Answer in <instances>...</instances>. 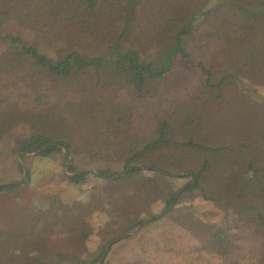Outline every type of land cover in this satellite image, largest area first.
Wrapping results in <instances>:
<instances>
[{
	"label": "trees",
	"instance_id": "1",
	"mask_svg": "<svg viewBox=\"0 0 264 264\" xmlns=\"http://www.w3.org/2000/svg\"><path fill=\"white\" fill-rule=\"evenodd\" d=\"M7 23L35 36L4 37L0 142L21 127L20 152L63 147L106 178L120 167L142 175L104 181L94 208L73 209V227L62 208L56 220L72 228L62 238L88 237L82 224L96 209L121 219L136 202H176L168 180L182 174L194 177L185 191L224 211L218 222L165 212L200 242L186 263L264 264V0H0V30ZM119 227L91 257L53 247L63 239L43 229L10 235L12 253L1 254L8 264H105L127 237Z\"/></svg>",
	"mask_w": 264,
	"mask_h": 264
},
{
	"label": "rangeland",
	"instance_id": "2",
	"mask_svg": "<svg viewBox=\"0 0 264 264\" xmlns=\"http://www.w3.org/2000/svg\"><path fill=\"white\" fill-rule=\"evenodd\" d=\"M30 28L19 27L14 23L2 25L0 30V53L9 45L4 37L19 35L24 39L33 41L35 33ZM41 40V41H40ZM41 49L52 55V51L40 39ZM257 86V85H256ZM28 130L21 127L15 128L6 134L0 142V184L9 182L21 185L19 188L0 191V264H8L9 260L2 255L6 248L7 257L12 253V238L16 233L24 238H32L43 229L48 232H41L50 238L60 234L63 230L71 233L72 228H66L62 220L57 222L59 212L65 208V213L73 215L69 217L72 227L75 225V213L73 209L92 204L93 208L99 196L104 192V181H112L120 177L126 182L134 185L141 178L140 171L120 167L117 174L110 178H104L98 173L96 167L88 161L76 159L74 154L69 163V157L64 153L67 150H54L45 156L41 152L20 154L19 146L21 140L28 134ZM73 168L70 171L69 166ZM97 172V173H96ZM84 173V180L81 183L72 182L69 176ZM145 174H150L146 172ZM116 176V177H115ZM28 179V182L26 181ZM194 177L175 174L168 180L172 192L178 191L177 201L171 202L169 196H165L156 201L143 203L136 202L127 218H119L111 213L107 214L100 210H95L94 218L89 221L88 228L90 235L83 239L73 233L71 238L63 239L58 245H52L61 251L84 254L91 257L101 252L107 236L120 232L119 227L124 223L128 229L127 237L118 242L113 248H107V261L105 264H187V258L195 256L196 253H188L200 244L192 230L177 223L173 216L182 214L191 215L195 213L198 217L208 221H221L224 211L202 198L195 188L185 191L186 187L192 185ZM124 185V184H123ZM125 187V185H124ZM125 194L134 193V190L125 189L121 186ZM170 211H169V210ZM168 210V211H167ZM173 211V213H172ZM171 212L173 216L166 215ZM176 214V215H175ZM158 216V220L151 219ZM68 218V217H67ZM144 221L143 224L141 222ZM217 221V222H218ZM34 222L38 225L33 227ZM34 229V231H32ZM40 230V231H39ZM39 237L36 238L38 240ZM53 243H57L56 237L52 238ZM48 239L47 245L50 241ZM46 245V244H45ZM30 251L34 252L30 247ZM80 252H79V251ZM93 254V255H92ZM102 261L96 262L101 264ZM205 264H220L219 260L206 261Z\"/></svg>",
	"mask_w": 264,
	"mask_h": 264
},
{
	"label": "water",
	"instance_id": "3",
	"mask_svg": "<svg viewBox=\"0 0 264 264\" xmlns=\"http://www.w3.org/2000/svg\"><path fill=\"white\" fill-rule=\"evenodd\" d=\"M44 148V147H43ZM43 148H40L39 150H37V152H41L42 150H43ZM64 153L66 154V155H68V153H66L65 151H64ZM20 154H23V155H29L28 153H25V152H20ZM69 156V163L72 161V157L70 156V155H68ZM69 165H67V167H68ZM97 173V172H96ZM75 175V174H74ZM104 178H106L105 176H103ZM116 177V176H115ZM194 180V179H193ZM26 181L28 182V179H26ZM7 184H15V183H11V182H9V183H7ZM0 185H6L5 183L4 184H0Z\"/></svg>",
	"mask_w": 264,
	"mask_h": 264
},
{
	"label": "crops",
	"instance_id": "4",
	"mask_svg": "<svg viewBox=\"0 0 264 264\" xmlns=\"http://www.w3.org/2000/svg\"><path fill=\"white\" fill-rule=\"evenodd\" d=\"M199 245V244H198Z\"/></svg>",
	"mask_w": 264,
	"mask_h": 264
}]
</instances>
